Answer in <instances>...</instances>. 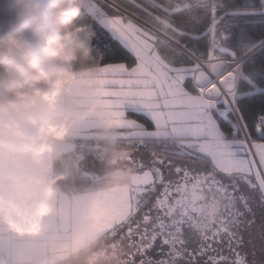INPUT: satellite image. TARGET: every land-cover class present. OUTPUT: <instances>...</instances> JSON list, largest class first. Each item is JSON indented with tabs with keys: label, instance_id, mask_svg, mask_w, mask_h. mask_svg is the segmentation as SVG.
Wrapping results in <instances>:
<instances>
[{
	"label": "snow or ice",
	"instance_id": "obj_1",
	"mask_svg": "<svg viewBox=\"0 0 264 264\" xmlns=\"http://www.w3.org/2000/svg\"><path fill=\"white\" fill-rule=\"evenodd\" d=\"M85 10L134 169L105 233L125 264H264V38L225 31L231 18L264 31V0H86ZM201 10L209 23L197 31Z\"/></svg>",
	"mask_w": 264,
	"mask_h": 264
},
{
	"label": "clouds",
	"instance_id": "obj_2",
	"mask_svg": "<svg viewBox=\"0 0 264 264\" xmlns=\"http://www.w3.org/2000/svg\"><path fill=\"white\" fill-rule=\"evenodd\" d=\"M85 4L0 0V264H125L105 233L134 169ZM85 120L92 168L68 149Z\"/></svg>",
	"mask_w": 264,
	"mask_h": 264
},
{
	"label": "trees",
	"instance_id": "obj_3",
	"mask_svg": "<svg viewBox=\"0 0 264 264\" xmlns=\"http://www.w3.org/2000/svg\"><path fill=\"white\" fill-rule=\"evenodd\" d=\"M224 5L229 7H237V8H244V7H251L253 4L259 6V0H223ZM259 17L251 18V23H256ZM249 18H231L227 20L225 31L228 36H232L235 34L236 36L240 37L242 42L247 43L252 40H258L264 38V31H261L257 28H248L246 25L249 23ZM209 23L208 16L204 11H198L196 13V18L192 21V27L200 31L204 29ZM247 33L246 36L242 35V33ZM207 38L203 41V43H207ZM233 41L231 39L224 42L225 48H230L232 46ZM235 50V49H233ZM77 144V143H76ZM78 148V144H77Z\"/></svg>",
	"mask_w": 264,
	"mask_h": 264
},
{
	"label": "rangeland",
	"instance_id": "obj_4",
	"mask_svg": "<svg viewBox=\"0 0 264 264\" xmlns=\"http://www.w3.org/2000/svg\"><path fill=\"white\" fill-rule=\"evenodd\" d=\"M86 121H89V123L82 125L83 128L82 127L81 128L84 129V127H85V130H84V132L82 131L83 133H80L79 135L82 136V137H86L87 140H79V141L78 140L77 141L73 140V142L78 144V148H77V151L75 153L80 158L83 167H86L85 158H86V152H87V149H88V147L90 145V142H93L96 139V137H95V135L93 133V129L100 126L98 124V122H96L95 120H93V121L92 120H86ZM86 121H85V123H86ZM92 161H94V160L91 158L90 160H88V163H91ZM94 166H95V163H94ZM88 168H92V167H88ZM119 178L120 177L117 174L116 179H119ZM110 226H111L110 223L108 225H106V227H110ZM112 247L113 248H119V250L122 253V250L119 247V242L118 241L117 242H113L112 241Z\"/></svg>",
	"mask_w": 264,
	"mask_h": 264
},
{
	"label": "crops",
	"instance_id": "obj_5",
	"mask_svg": "<svg viewBox=\"0 0 264 264\" xmlns=\"http://www.w3.org/2000/svg\"><path fill=\"white\" fill-rule=\"evenodd\" d=\"M86 121V120H85ZM85 121H82V122H79L76 126H75V128H74V131H73V140L74 141H79V140H87L86 139V137H82V136H80L79 134L80 133H83L84 132V130H85V127H84V129H82L83 127H82V125H84V124H87V123H89V121H86V123H85ZM93 121V120H92ZM91 122V121H90ZM82 127V128H81ZM83 131V132H82Z\"/></svg>",
	"mask_w": 264,
	"mask_h": 264
},
{
	"label": "water",
	"instance_id": "obj_6",
	"mask_svg": "<svg viewBox=\"0 0 264 264\" xmlns=\"http://www.w3.org/2000/svg\"><path fill=\"white\" fill-rule=\"evenodd\" d=\"M68 149H69L70 151L76 152V151H77V144H76L75 142H73L72 144H70V145L68 146Z\"/></svg>",
	"mask_w": 264,
	"mask_h": 264
}]
</instances>
